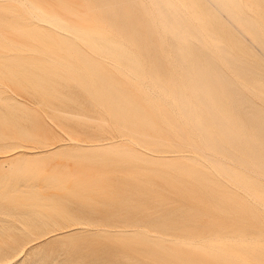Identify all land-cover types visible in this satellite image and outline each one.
<instances>
[{
    "label": "rangeland",
    "instance_id": "rangeland-1",
    "mask_svg": "<svg viewBox=\"0 0 264 264\" xmlns=\"http://www.w3.org/2000/svg\"><path fill=\"white\" fill-rule=\"evenodd\" d=\"M257 159L264 0H0V264H264Z\"/></svg>",
    "mask_w": 264,
    "mask_h": 264
},
{
    "label": "bare ground",
    "instance_id": "bare-ground-1",
    "mask_svg": "<svg viewBox=\"0 0 264 264\" xmlns=\"http://www.w3.org/2000/svg\"><path fill=\"white\" fill-rule=\"evenodd\" d=\"M101 1V0H100ZM225 4H226V2H228V1H230V0H222ZM23 2V1H22ZM128 2H130V1H128ZM148 2V1H147ZM214 2V1H213ZM149 3V2H148ZM176 3H177V0H176ZM28 4V3H27ZM149 4H151V3H149ZM154 4V3H153ZM179 4V3H178ZM29 5V4H28ZM119 5V4H118ZM133 5V4H132ZM152 5V4H151ZM26 7H27V5H26ZM34 7V6H33ZM183 8V7H182ZM34 9H36V8H34ZM245 9V8H244ZM156 10V9H155ZM186 12V11H185ZM156 14V13H155ZM157 15V14H156ZM35 17H37V16H35ZM153 17V16H152ZM156 17V16H155ZM37 19V18H36ZM156 20V19H155ZM158 21V20H157ZM193 21V20H192ZM259 21H261V20H259ZM194 22V21H193ZM158 23H160L159 21H158ZM197 23V22H196ZM198 24V23H197ZM263 24V23H262ZM42 25V24H41ZM199 25V24H198ZM197 25V26H198ZM49 26V25H48ZM157 26H158V24H157ZM200 26V25H199ZM160 28V27H159ZM201 29V28H200ZM161 30V29H160ZM163 30V29H162ZM61 32V31H60ZM158 32V31H157ZM202 32V31H201ZM159 33V32H158ZM68 34V33H67ZM165 34V33H164ZM149 35V34H148ZM159 35V34H158ZM71 36H73V35H71ZM164 36V35H163ZM198 36V35H197ZM204 36H206V35H204ZM165 37V36H164ZM236 37V36H235ZM75 38V37H74ZM166 38V37H165ZM207 38V37H206ZM77 39V38H76ZM151 40V39H150ZM161 40V39H160ZM161 42V41H160ZM211 43V42H210ZM142 47V46H141ZM197 48V47H196ZM217 51V50H216ZM162 52V51H161ZM170 52V51H169ZM219 54V53H218ZM218 54H217V56H218ZM220 55V54H219ZM96 56V55H95ZM100 58V57H99ZM171 59V58H170ZM174 60V59H173ZM109 62V61H108ZM214 62V61H213ZM60 63V62H59ZM112 64H114V63H112ZM175 64V63H174ZM116 65V64H115ZM123 66V65H122ZM226 66V65H225ZM118 67H120V66H118ZM173 67V66H172ZM178 67V66H177ZM174 68V67H173ZM225 68V67H224ZM125 69H126V67H125ZM177 69V68H176ZM132 70V69H131ZM132 71H134V70H132ZM176 71V70H175ZM66 72H67V70H66ZM123 72H125L126 73V71H123ZM177 72V71H176ZM180 72V71H179ZM169 73V72H168ZM129 74H131V73H128V75ZM140 74V73H139ZM130 76H132V75H130ZM177 76H178V74H177ZM136 79H138L139 80V78L137 77ZM141 79V78H140ZM149 79V78H148ZM139 81H141V80H139ZM239 81V80H238ZM186 82V81H185ZM139 83V82H138ZM142 84V83H141ZM147 84V83H146ZM145 84V85H146ZM131 85V84H130ZM147 86V85H146ZM242 86V85H241ZM150 87V86H149ZM135 88V87H134ZM142 88H144L143 86H142ZM146 88V87H145ZM143 91H145V90H143ZM147 91H149V90H147ZM151 91H152V89H151ZM159 91V90H158ZM155 92V91H154ZM156 93H157V91H156ZM160 93V92H159ZM163 93V92H162ZM188 93V92H187ZM141 94V93H140ZM149 94V93H148ZM152 94V93H151ZM164 94V93H163ZM180 94V93H179ZM190 94V93H189ZM33 95V94H32ZM147 95V92H145V96ZM154 95V94H153ZM160 95V94H159ZM158 95V96H159ZM148 96V95H147ZM162 96V95H161ZM149 97V96H148ZM160 98V97H159ZM165 98H166V96H165ZM171 98V97H170ZM181 98V97H180ZM193 98V97H192ZM144 99V98H143ZM148 100V99H147ZM152 100V99H151ZM155 100H157V99H155ZM161 100H162V98H161ZM150 101V100H149ZM148 101V102H149ZM163 101V100H162ZM165 101H168V100H165ZM172 101V100H171ZM122 102V101H121ZM119 103L118 105L119 106H121V104L123 103ZM152 102H154V101H152ZM179 102V101H178ZM165 103V102H164ZM39 104V103H38ZM129 104H131L132 105V102L130 103V101H129ZM155 104V103H154ZM196 105H197V103H196ZM169 106V105H168ZM173 106V105H172ZM174 106H175V104H174ZM180 106V105H179ZM238 106V104H236V107ZM170 107V106H169ZM190 107V106H189ZM235 107V106H234ZM193 108V107H192ZM216 111H217V113H222V114H224V115H226V103L225 102H223V103H221V101H219L218 102V104L215 106V108H214ZM240 109V108H239ZM199 110V109H198ZM238 110V109H237ZM177 111V110H176ZM200 111V110H199ZM174 112V111H173ZM178 112V111H177ZM201 113V112H200ZM178 115V114H177ZM176 115V116H177ZM175 117V116H174ZM181 119V118H180ZM183 119V118H182ZM177 120V119H176ZM184 120V119H183ZM253 121V120H252ZM103 122V121H102ZM191 122V121H190ZM183 123V122H182ZM186 123V122H185ZM241 124V129L243 128V123L241 122L240 123ZM169 125V124H168ZM183 125H184V123H183ZM186 126V125H185ZM122 127V126H121ZM193 127V126H192ZM187 128V127H186ZM188 129V128H187ZM229 129H230V127H229V124L227 123H223V124H221V132H222V134L224 135V138H217V139H214V140H207V139H203V140H200L199 141V143L201 144V146H202V148H203V146H205L206 144H209L210 146L212 145L213 147H216V148H218V149H220V150H228V146H227V144H226V134H228V131H229ZM240 131V130H239ZM238 131V132H239ZM33 132V131H32ZM189 132H191V131H189ZM188 132V133H189ZM175 134V133H174ZM193 134V132L191 133V135ZM197 135V134H196ZM170 137V136H169ZM196 137V136H195ZM239 137V136H238ZM197 138H199V137H197ZM196 138V139H197ZM172 139V138H171ZM239 139H240V137H239ZM239 139H233L231 142H230V145H231V147L232 146H237L238 145V143L240 142L239 141ZM198 140V139H197ZM174 141V140H173ZM245 144H248V142H244ZM175 146V145H174ZM33 148V147H32ZM72 148V147H71ZM56 149H58V148H56ZM78 149V148H77ZM205 150V149H204ZM49 151V150H48ZM127 151V150H126ZM213 154H215V153H213ZM27 156V155H26ZM22 158V157H21ZM214 158V157H213ZM19 159V158H18ZM23 159V158H22ZM223 159V158H222ZM8 160V159H7ZM10 160H12V159H10ZM14 160V159H13ZM24 160H25V158H24ZM23 160V161H24ZM227 161V160H226ZM250 161V160H249ZM21 162V161H20ZM206 162V161H205ZM257 163H259L261 166H263L264 165V163L262 162V161H260V159H257V161H256ZM21 163H23V162H21ZM237 165V164H236ZM212 166V165H211ZM240 167V166H239ZM9 171V170H8ZM12 171V170H11ZM254 174H255V171H254ZM257 174V173H256ZM264 178V177H263ZM140 180H143V179H140ZM198 181V183H199V185H200V187L202 188V189H204V190H206V191H208V192H211L215 187V185H212V184H209V183H207L205 180L204 181H202V180H197ZM163 190V189H162ZM213 196V195H212ZM208 197V196H207ZM210 197V196H209ZM231 200V199H230ZM223 205V204H222ZM228 206V208H229V210H231L232 212H241V211H243V209H241V208H239V206H237V205H235L234 203H232L231 201L227 204ZM185 215H186V213H185ZM148 219V218H147ZM169 221L171 222L172 221V218H167L165 221H163L162 223H160V228H161V230H162V232H164V233H168L169 232V230L171 229V228H173L174 227V225H173V223L171 224V223H169ZM77 230V229H76ZM158 235V234H157ZM53 238V237H52ZM185 243V242H184ZM159 246V250H160V253L161 254H168L169 252H168V249H169V247H167V246H165V245H162V244H158ZM183 251V250H182ZM207 251V250H206ZM223 251H227V250H222V249H213V250H209L208 251V253H209V255L210 256H212L213 258H216L217 260H221V261H223V262H229V263H233V260H232V255H229V256H227L226 254H224V253H222ZM30 252V251H29ZM168 252V253H167ZM244 253L248 256V257H251L252 259H263L264 258V247H258V246H256V247H252V248H244ZM177 256V255H176ZM179 258V257H178ZM182 258V257H181Z\"/></svg>",
    "mask_w": 264,
    "mask_h": 264
}]
</instances>
